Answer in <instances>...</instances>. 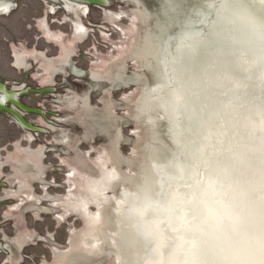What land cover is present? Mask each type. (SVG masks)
<instances>
[{
	"label": "clouds",
	"instance_id": "obj_1",
	"mask_svg": "<svg viewBox=\"0 0 264 264\" xmlns=\"http://www.w3.org/2000/svg\"><path fill=\"white\" fill-rule=\"evenodd\" d=\"M182 225L193 234L188 242L208 253L205 264H264V215L253 212L231 187L209 177L186 201Z\"/></svg>",
	"mask_w": 264,
	"mask_h": 264
}]
</instances>
